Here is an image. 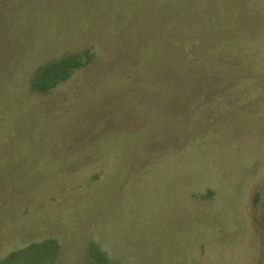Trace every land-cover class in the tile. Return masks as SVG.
Here are the masks:
<instances>
[{
	"label": "rangeland",
	"instance_id": "rangeland-1",
	"mask_svg": "<svg viewBox=\"0 0 264 264\" xmlns=\"http://www.w3.org/2000/svg\"><path fill=\"white\" fill-rule=\"evenodd\" d=\"M0 264H264V0H0Z\"/></svg>",
	"mask_w": 264,
	"mask_h": 264
},
{
	"label": "trees",
	"instance_id": "trees-1",
	"mask_svg": "<svg viewBox=\"0 0 264 264\" xmlns=\"http://www.w3.org/2000/svg\"><path fill=\"white\" fill-rule=\"evenodd\" d=\"M76 66L77 64L70 58L49 66L37 76L34 87L39 91H47L56 83L66 80L70 75V70Z\"/></svg>",
	"mask_w": 264,
	"mask_h": 264
}]
</instances>
